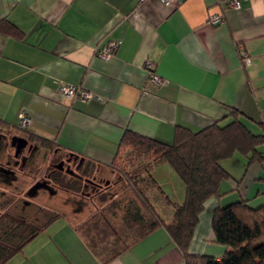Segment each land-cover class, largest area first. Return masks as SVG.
Segmentation results:
<instances>
[{"label":"crops","instance_id":"obj_1","mask_svg":"<svg viewBox=\"0 0 264 264\" xmlns=\"http://www.w3.org/2000/svg\"><path fill=\"white\" fill-rule=\"evenodd\" d=\"M239 1L234 8L224 0H175L169 5L159 0H0V20L19 29H0V133L25 134L53 148L57 157L79 158L76 174L57 171L54 179L73 182L92 173L99 185L110 183L100 189L101 201L74 205L72 217L82 218L76 223L63 208H50L57 216L1 264H184L164 225L172 220L173 209L157 198V189L151 202L162 223L141 236L136 230L125 232L131 238L119 235L117 227L126 223L113 215L119 211L112 208L113 201L122 205L119 197L132 191L114 189L124 178L111 163L126 129L171 143L177 126L198 130L217 120L224 124L236 109L253 132H264V0ZM219 10L223 22L209 23L208 15ZM108 39L117 45L103 60L96 50ZM147 60L164 80L161 84L149 80ZM60 83L94 96L63 95ZM22 111L30 117L25 130L18 128ZM260 151L264 153V145ZM9 152L2 150L0 160ZM43 158L41 152L28 159L15 183L33 174V165ZM221 165L230 174L219 185L222 195L205 202L188 247L192 254L216 259L228 246L213 239V209L239 199L249 203L252 193H264V161L247 164L244 155L234 153ZM239 165L245 168L240 180L232 174ZM156 169L160 178L155 184L162 194L182 201L183 182L168 165ZM244 179L252 182L249 190L251 182L240 188ZM165 183H173L176 194ZM69 190L62 192L72 196ZM23 209L32 210L27 205ZM85 220L87 224L76 226Z\"/></svg>","mask_w":264,"mask_h":264},{"label":"trees","instance_id":"obj_2","mask_svg":"<svg viewBox=\"0 0 264 264\" xmlns=\"http://www.w3.org/2000/svg\"><path fill=\"white\" fill-rule=\"evenodd\" d=\"M0 29L19 32L6 19L0 20ZM230 112L232 119L224 124L217 120L198 130L177 126L171 143H164L130 129L123 131L111 166L124 178V184L118 190L123 192L130 189L133 196L142 201V208L132 197L121 199L122 205H118L116 200L113 201L112 208L115 205L119 208V211L114 210L113 215L124 220L126 233L136 230L137 236H141L162 223L151 202L155 197L148 196L151 192L147 194L151 188L153 191L156 188L157 198L161 197L173 209L172 220L164 225L182 251L184 264H264V203L252 206L245 199L223 207L217 206L212 211L213 239L216 243L228 246V250L219 259L213 255L192 254L188 251L205 202L211 197L219 198L222 195L218 190L219 185L230 175L221 165V160L240 153L246 157L247 164L264 161V153L260 151V146L264 145V132H253L236 109H231ZM122 151L125 155L132 154L131 156L138 158L134 159L136 162L130 160L131 165L138 168L136 172L121 168L125 162L122 159L118 163ZM161 164H167L183 182L182 201L177 202L168 195H163L162 189L156 186L151 170ZM142 170L145 173L143 177H139L137 172ZM75 178L73 182L60 178L53 180L60 188L72 189L79 193V197L85 198L88 196L84 190L85 183L77 176ZM143 180L147 184L145 187L139 184ZM109 185L107 183L102 187L105 189ZM94 188L91 187L92 190ZM101 192L103 191L99 189L93 193L98 201L104 199ZM92 202H95L94 199ZM23 208L12 195L0 189V209L5 210L0 216V264L57 216L49 207L31 205V211ZM87 223L88 220H85L75 225L81 227Z\"/></svg>","mask_w":264,"mask_h":264},{"label":"rangeland","instance_id":"obj_3","mask_svg":"<svg viewBox=\"0 0 264 264\" xmlns=\"http://www.w3.org/2000/svg\"><path fill=\"white\" fill-rule=\"evenodd\" d=\"M6 133H8V132H6ZM41 147L43 148V150H46L45 151V154L46 155H49L50 152H51L49 150H52L53 149V148L50 147V149L47 150L49 147H47V148H45L44 146H41ZM121 153L122 154L120 156V159H119V162L118 163H120V161L122 159L125 160V162L123 163V166H121V168L122 167L123 168L125 167V169L127 171L129 170V171H132L133 173L136 172L138 170V168L137 167L134 168V166L131 165L130 160L133 159V161L136 162L135 160H138V158L136 159L135 157L131 156L132 154L131 155H125V152L124 151H122ZM61 154L62 153H59L60 156H61ZM57 158H59V157H57ZM47 159H49V157H44L43 159L37 160V162L33 165L34 173L31 174L30 176H27V175L26 176H23L21 179H18V181L14 185H12L10 188L8 187V189H6L4 187H2L0 189L1 190H5V192L7 194H9V195H12L14 197V200H18L20 202V205L21 204L23 205V201L28 200L29 201L28 203L30 205L28 204L27 206H29V208H30V206L33 203H35V206H40V207L43 206V208H46V207H49V208L54 207V208H57V209L63 208L64 210L67 211V213H69V215L71 216V218L73 219V221L76 223V222L80 221L82 218H80V219L79 218H75L74 219L72 217V216H75V214H74V209H75L74 205L80 207V206H84L86 204V206L89 207L88 204L91 205L93 199H94L95 202H98L97 196L94 197L92 195H93V193H96V191H98V189H101L102 186H105V184H103L102 182H100L101 187L100 186H96V185L93 186L91 184V182L98 183L100 180L92 177V173H91L89 175V178H87V179L86 178H83L84 179L83 180L82 177H80L82 179V182H84L85 184H87V189L85 190V193L88 196H86L85 198L79 197L78 196L79 193L78 192L74 193L72 191V189H70L69 191H71L73 193V195L72 196L66 195L64 192H62L63 189L60 188L59 185L56 182H54V180H53V182H54L55 185H53V187H54L53 189H56V191H57V193L54 196L52 194H50V193H47V191H44V192L41 191L35 197H30L29 198V197L26 196L25 190L27 188H29L30 186H32L35 183L34 182L35 179L38 178L41 175V173L43 172V170L46 167L45 165H46ZM231 159H233V158H231ZM138 165H139V163H138ZM141 165H142V163H141ZM164 165H165V167H167V164H164ZM244 169H245L244 166H240L239 165L238 166V169L236 171L232 172L233 176L235 178H237V179L240 180V177H238V176H241V174L243 173ZM156 170H157L156 169V166H154V168H152V170H151V175H152L153 180L157 182L156 177L157 178H160V177H158L156 175L157 174L156 173ZM238 170H240L239 171L240 173H238ZM170 171H173V170L170 169ZM144 173H145L144 170L137 172V174H139V177H143V174ZM172 173H174L173 175H175L174 176L175 179H178L177 181H181L180 178L175 174V172H172ZM160 176L162 178H167V176H166V174H165L164 171H160ZM239 180H236V181H239ZM249 182H251V181L244 179L241 182L240 188L245 190V186ZM139 184L142 187H145L147 185L146 182H144V180L141 181ZM165 184H166L165 186H168V188H169V186H172L173 185V188H175L174 189V193L176 194V187H175V185L173 183L171 185H168L167 183H165ZM251 184H252V182L248 184L247 190L250 189ZM253 186H252V188H253ZM91 187H95V188L92 190ZM119 187H121V186L120 185H117V187L115 186L114 189H118ZM252 188H251V190H252ZM110 189H113V187L110 188ZM154 189L156 190V188H154ZM152 191H153L152 189L149 190V192H147V194L150 193V192H152ZM68 192H67V194H68ZM89 193H90V195H89ZM152 194L154 195V192ZM260 195H264V193H262ZM260 195L259 196H254L253 193H252L250 195V197H249V204L252 205V206H257V205L261 204L262 202H264V199H262V196H260ZM148 196L151 197V193ZM131 197L135 201H137V199H138V198L136 199V197L133 196L132 193H128V194L126 193V195L124 197H119V198L120 199H123V198H126L127 199V198H131ZM169 197L171 198V194L169 195ZM211 199H214V197H212ZM67 200H69L68 202H70V203H68ZM138 202H139V204H141L142 201L140 202V200L138 199ZM4 212H5L4 209H0V216ZM71 213H73V215H71ZM85 215H86V212H83L82 214L79 215V217H81V216L84 217ZM77 224H79V223H77ZM117 229H118V233H119V235L121 237L126 238V239L132 237V235H127V236L124 235L125 234L124 225H122V224L119 225L117 227Z\"/></svg>","mask_w":264,"mask_h":264},{"label":"flooded vegetation","instance_id":"obj_4","mask_svg":"<svg viewBox=\"0 0 264 264\" xmlns=\"http://www.w3.org/2000/svg\"><path fill=\"white\" fill-rule=\"evenodd\" d=\"M18 136H23V138H25L26 140V143L15 154L18 139H13L12 135H9V133H0V152H2V150L3 152H5V150L7 151L8 149H10V152L7 154V156L0 160V188L10 187L13 183H15V181L17 180V176H20L17 171L21 169L23 164L28 159L37 155L38 153H41L42 151L44 157H49V159H47L45 165L46 167L41 173V175L34 181L35 184L37 183L36 186H30L25 190V194L27 197H35L41 191H47V193L50 194L54 193L55 189H53V185L55 184L53 182V179L57 171L62 172L64 174H76V171L80 170L81 161H79L78 157H72L68 154H62L59 158H57V155L53 153L54 150H49V148L47 150L51 152L49 155H46V150H43V148L41 147L42 145L40 146L38 141H34L25 134H19ZM91 184L93 186L99 185L95 182H91ZM28 202V200L23 201V205H28Z\"/></svg>","mask_w":264,"mask_h":264},{"label":"built area","instance_id":"obj_5","mask_svg":"<svg viewBox=\"0 0 264 264\" xmlns=\"http://www.w3.org/2000/svg\"><path fill=\"white\" fill-rule=\"evenodd\" d=\"M140 1H143V0H140ZM159 1L165 5H169L172 1H175V0H159ZM224 3L227 6H231L234 8H238L240 6L239 0H224ZM207 21L213 25L222 23L223 17H222L221 10H219L218 12L210 13L207 17ZM116 45H117V42L115 40L108 39L101 48H98L96 50V55L103 60H107L114 54ZM242 55L244 59L247 58V54L245 52H242ZM145 65L149 72V80L155 84H161L164 80L153 70L154 69L153 62L150 60H147L145 62ZM58 89L63 95L75 94V95L80 96L81 99L91 98L94 96L88 91L83 90L80 87L75 86L73 84H69V83H60ZM29 122H30V117L25 113V111H22L19 115L18 127L22 129L26 128L29 125Z\"/></svg>","mask_w":264,"mask_h":264},{"label":"water","instance_id":"obj_6","mask_svg":"<svg viewBox=\"0 0 264 264\" xmlns=\"http://www.w3.org/2000/svg\"><path fill=\"white\" fill-rule=\"evenodd\" d=\"M12 137H13V139H18V144L16 145V151H15V154H16V152H18V150L25 145L26 140L23 137H18V136H14V135ZM36 184L34 183L31 187L36 186Z\"/></svg>","mask_w":264,"mask_h":264}]
</instances>
